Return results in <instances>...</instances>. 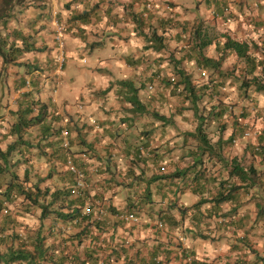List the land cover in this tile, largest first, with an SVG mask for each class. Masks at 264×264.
<instances>
[{"label":"crops","instance_id":"0c3cea01","mask_svg":"<svg viewBox=\"0 0 264 264\" xmlns=\"http://www.w3.org/2000/svg\"><path fill=\"white\" fill-rule=\"evenodd\" d=\"M67 1H71V10L64 9L62 2L51 0L47 2V6L43 4L41 7H29L24 13L26 18H22L23 20L36 19L34 26L37 30L32 31L33 39L37 40L36 47L47 48L25 53L19 58L22 64L3 63L2 59L0 61V71L6 73L4 87L3 83L0 85V149L5 151L16 143V149L8 159L11 169L17 170L22 177L28 171L33 183L39 182L42 188L50 187L55 190L67 185L68 178L63 173V170L68 169L65 163L66 151L79 157L78 162L84 163V168L90 170L89 174L94 177L90 190L101 196V200L94 201L96 207L93 218L105 217L109 220V233L115 232L114 240L109 235V246L123 239L133 243L132 251L139 247L137 245L146 246L144 258H138L131 252L129 257L123 256L113 264H157V257L162 260V264H190L192 255L186 258L179 254L177 239L185 252L189 253L193 249L196 253L194 256L200 260L209 256L231 258L232 261L240 257L246 261L247 251L250 250L238 243L244 236L251 238L250 245L253 247L258 248V244L263 246L261 239L264 238V219L258 220L259 199L255 192L246 196L240 194L233 200L206 211L213 212L207 226L203 227L205 233L212 236L211 239L194 237L192 232L186 236L182 227L174 228L168 223L163 228L159 227L158 210L155 209L163 207L167 210L168 204L176 200L179 204L191 206L200 198L194 193L193 185L184 192L179 191V179H176L171 188L168 180L160 183L155 188L156 193L153 191L151 202L146 205H142V202V213L135 215L138 220L123 219L127 205L142 199L147 179L153 174L159 175L193 165L194 158L191 154L194 148L181 149L179 143L184 133L191 130L183 128L181 113L179 110L175 112L179 105L178 98H163L156 96L155 92L148 95L146 90H142V100L149 108L155 109L156 113L160 111L169 121L159 120L153 114H130L127 110L131 104L124 102L123 96L117 93V82L130 79L136 84H146L150 76H154V82L148 86L158 84L165 78L164 69L171 74L169 71L175 70V59H182V66L197 84L207 83L216 88L223 85L221 89H225L227 80L231 79L226 76L229 71L247 73L250 69L253 73L247 75L246 81L251 83V87L263 86L264 80L259 78L256 85L253 77H260L264 73V48L260 47L264 45V0H187L181 10L178 9L180 3L177 0H153L155 8L144 19L143 24L136 20V13L143 12L147 0ZM169 2L174 7V13L165 11L170 8ZM40 12L45 14L38 16ZM168 13H171V17L167 16ZM56 14L60 15L57 17ZM74 14H84L85 18L83 21L75 20ZM36 15L38 18H35ZM58 23H66L68 26L65 34L66 60L61 69L55 40ZM209 24L211 33L205 31ZM153 30L162 36L163 44L152 37ZM197 30L201 31L200 35ZM228 37L247 42L253 59L237 63V52L225 47ZM203 40L210 43L202 48V53L213 62H220L219 66H214L212 62L210 65H213L207 68L199 67L198 44ZM254 46L257 48H253ZM256 62L258 65L254 71ZM90 64L92 65L89 66ZM205 71L209 75L202 74ZM233 78L239 86L243 82L237 77ZM258 92L264 98V91ZM212 101L211 104L218 102L217 99ZM30 108L33 111L28 113V119L36 117L37 121L25 128L23 126L20 132L17 131V125L20 120L26 119L24 114ZM193 115L195 117L194 112ZM64 130L68 131L66 135ZM234 130L237 132L233 143H243L246 137L238 122L233 121ZM233 131L227 133V130L219 129L212 134L217 136L216 139L212 138V143L221 137L227 140ZM23 140L28 143L23 144ZM65 140L70 142L69 150L63 145ZM245 142V145H233L236 150L225 147L223 156L227 161L232 158L242 161L251 154L256 161H263V166L264 128L254 131ZM167 143L173 147L170 163L165 159L168 156H163L165 148L169 146L165 147ZM136 149H143L150 158L146 164L139 163L141 167H145L143 180L137 176L139 166L135 165V173L131 170L133 152ZM19 151L26 155H21ZM214 156L210 163L207 162V171L213 173L211 179L216 176L225 179L227 170L223 166L224 162L217 161ZM198 169L199 167L192 171ZM214 195V191L212 195L207 194L210 197ZM254 204L255 213L252 208ZM209 207L212 205H208ZM36 208L31 214L15 216L20 236L14 242L16 248L28 242L24 238L31 231L35 234L38 229L49 235L45 241L46 247L52 251L56 244L57 254L66 252L71 258L77 255L85 258L88 246L103 243L92 241V235H81V227L73 222L59 221L55 227V213L46 219H39L41 209ZM110 208L122 211V215L118 217L112 214ZM217 211V215H214ZM172 212L176 219L181 217L178 209ZM24 229L26 236L22 232ZM3 236L5 234L0 233V238ZM11 245L13 242L8 244ZM7 247L1 244L0 250H6ZM148 248L152 251H148ZM253 255L254 253L252 257ZM72 261L69 264H81L78 260Z\"/></svg>","mask_w":264,"mask_h":264},{"label":"trees","instance_id":"16d2710c","mask_svg":"<svg viewBox=\"0 0 264 264\" xmlns=\"http://www.w3.org/2000/svg\"><path fill=\"white\" fill-rule=\"evenodd\" d=\"M49 1L0 0V34L2 33L3 28H7V30L10 31L6 34V39H0V57L3 63H15V65L22 64L19 58L23 57L25 53L37 49L42 50L47 48H37L35 45L37 40L33 39L32 31L37 30L34 26L36 19L32 17L33 20L30 19L29 21H25L22 18H26L24 13L27 8L33 6L41 7L44 6L43 4L47 6V2ZM58 1L62 2L64 9L68 8L71 10V1ZM29 2L32 4L29 6H24ZM168 5L170 6L171 3L169 2ZM16 7L21 8L15 11ZM145 12H147L146 6L144 7L142 13H136L138 17L136 20L142 24L144 23V19L149 16L150 12L152 13V10L148 12V16H144ZM43 14H45V12H40L38 16ZM59 15H57V17ZM38 16L36 15L35 18H38ZM84 18V14H74L73 17L75 20L81 19L82 21ZM11 21L13 24L15 23L13 27L9 26ZM59 24L64 25L66 27L65 31H68V26L66 23ZM200 33L201 31L197 30V34L200 35ZM152 37L156 38V40H159V43L163 44L162 36H160L155 30H153ZM18 39L21 41L18 42ZM207 41L208 40H203L198 44L197 57L199 58H197V63L201 69L209 67V65L213 62V60L205 57V55L202 53V48L210 43ZM225 47L235 50L239 59H243L245 62L253 59L252 54L249 53L250 45L247 42H240L228 37ZM182 63V59H175L174 75L167 73L163 81L158 86H160V88L163 87L164 91L166 89L169 90V97L177 96L181 98V105L177 106L175 112H177V110L181 112L182 110L191 109L197 118L198 123L195 129L184 133V136L187 137L186 142L189 140L190 136L197 140V145L194 148L193 154H191L193 155L194 163L191 166H184L183 168L176 169L175 171L163 172L159 175L153 174L151 177H149L147 179V187L145 188V193L142 195V199L140 202H136L135 200L133 203L127 205L126 214L132 213L136 215L138 213H142V205H146L147 203L151 202L150 200L153 197V193H156L155 188L159 186L160 183H162L164 180L167 182L168 180L170 182L169 186L171 188L176 179H179L180 183L177 184V189L181 192H184L189 189L191 185H193L194 193L200 196L199 200L191 206L179 204L176 200L168 204L167 210L163 209V207L160 209H155L158 210L156 212L159 215L158 220L160 223H163L164 226L166 223H168L174 228L182 227V230L186 236L192 232L194 237L211 239L212 236L206 234L203 227L207 226L206 223L208 219L212 217L213 212L206 211L208 209L211 210L223 204L224 202L231 201L240 194L246 196L255 192L256 195H262L261 193H264V181L260 177L261 170L254 163L247 165L243 160L241 161L238 158H232L231 161H227V158L223 156L224 148L233 141L237 130H234L232 135L227 140L220 138L216 143H212V138L206 132V124L209 122V119L221 120L226 115L227 117H234V108L241 101V98H243V93L240 92L237 99H232V101L226 102L221 96L223 93L221 87H223V85H220L218 88H216L208 86L207 83H195L192 75L186 71V69L182 66ZM213 63L214 66H219L220 64V62H217L218 65L216 62ZM257 65L258 63L256 62L254 71ZM252 73L253 71L248 69L246 75H250ZM253 78L257 83L259 80L258 76ZM154 80V76H150L149 82L146 84H136L130 79L119 81L117 82L119 86V91L117 93L123 96L124 102L131 104L129 110H127L130 114L134 113L142 116L144 114H153L159 120L166 122L169 120L165 115L160 114V111H157L156 113L155 109L149 108V105L145 103V101L140 97V91L142 90H146L148 95H152L155 85L152 84V86H148V84L153 83ZM158 86L156 91L162 92L161 95L165 96L166 92L164 93L163 91H160ZM247 86L251 87V83L244 80L240 85V89L243 90ZM256 90L264 91V83L263 86L258 85ZM205 99L208 103H212V100L214 99H217L218 102L213 103L210 109L207 110L206 106H200V103ZM31 111H33L31 108L29 111H26V114H24L26 119L23 121L20 120V124L16 127L17 131L20 132L23 129V126L25 128L28 124L35 123L37 121L36 117L28 119V113ZM235 119V123L238 122V118ZM18 141H20V139H18ZM22 143L27 144L28 141L23 140ZM68 148L66 150L70 149ZM15 149L16 143L9 146L5 151L0 149V233L5 234V236L0 238V245L2 244V246L6 248L9 243L13 242V245L8 246L6 250H0V264H13L15 262L20 264L23 262L27 264H69V262L73 263L72 260H78L81 264H113L119 261L123 256L129 257L132 255L131 252L138 258H144L145 255L143 253V248L137 247V249L135 248V251H132L133 248H131V246L133 243L128 239H123L109 246V235H111L110 238L114 240L115 232L113 234L109 233L111 231L109 227L110 224L109 220L105 217L99 218L96 216L93 218L95 214L94 209L96 207L95 202L97 199L101 200V196L100 194H93L90 190V185L92 184L94 177H92L93 175L89 174L90 170L84 168V163L78 162L77 159L79 157L73 156L70 152L66 151L65 163L67 164L68 158L72 157L74 163L84 173V185L79 186V178L77 174L67 169L63 170L65 177L68 178L67 185L52 190L50 187L42 188L39 182L33 183L29 178L28 171L25 172L24 176L22 177L17 170L11 169L8 159L12 151ZM19 152L21 155H26V153L23 151ZM81 152L86 153L87 151ZM214 155L217 157V161L224 162L223 166H225L227 170V177L225 179L220 178V176H216L215 178L211 179L213 173L210 174V170L207 171L208 167L206 156L211 159ZM149 159V156L147 153L143 152V149L134 150L131 170L133 173H135V165L139 166L140 172L137 176L142 180L144 179L143 169H145V167H141L139 163H147ZM197 167H199L198 171H192ZM188 178L189 180H187ZM217 179L219 180L217 181ZM188 181H190V184ZM118 183L121 184V182ZM102 189H104V187H102ZM213 191L215 192L214 196H207L209 193L212 195ZM102 193L105 192L103 191ZM253 197L255 196L253 195ZM17 201H19L17 205L20 207V213L18 214L19 216L25 215L26 213L31 214L34 208L37 207L41 209V214L38 216L39 219H46L49 217V215L55 213L53 217V223L55 224V227L58 225L57 223L59 221L73 222L74 225L81 227V235H92V241H101L103 243L98 244L97 242L93 247L88 246L85 253V258H82L78 255L75 257L72 256L71 258L70 254L66 252L61 255L57 254L55 252V250L58 249L56 244H54L52 247V251L49 247H46L45 241L49 238V235H45L42 229H38L35 234L31 231L32 234L30 233V235L27 236L26 239H28V242L22 244V247L18 246V248H16L14 242L20 238L16 228L18 219L15 217L16 215L13 216L12 214H9L11 207L8 204L15 203ZM142 202H144V204H142ZM210 204L212 207L208 208V205ZM257 207L259 209L258 220H262L264 219V205L263 203L257 202ZM110 209L112 214L117 215L118 217L122 215V211L119 212L120 210L115 208ZM170 209L172 211L178 209L181 217L176 219L175 215ZM217 213L218 211L214 212V215H217ZM186 225L188 226L186 227ZM50 235V237L53 236L51 233ZM250 240V237L244 236V238L238 242L239 245L243 244V247H246L248 250H250L247 251L246 261L240 257L232 261L231 258H210L209 256V258L207 257L205 260H200V258H196L194 256L196 253H194L193 249L191 252L187 253L185 252V248H181L182 246H180V240L177 239L176 242L177 246L179 247V254L182 255V257L190 258L192 255L190 264H264V249L262 251L255 246L253 247V245H250ZM261 241L263 242L262 247L264 248V238H262ZM29 242L31 243L29 244ZM150 250L152 251V249ZM252 253H254L253 257ZM250 255L251 259H249ZM155 262L157 264H162V260H160L158 257L155 259Z\"/></svg>","mask_w":264,"mask_h":264},{"label":"rangeland","instance_id":"374dc122","mask_svg":"<svg viewBox=\"0 0 264 264\" xmlns=\"http://www.w3.org/2000/svg\"><path fill=\"white\" fill-rule=\"evenodd\" d=\"M46 1H49V0H46ZM56 1H58V0H56ZM150 1L153 4H155L153 2V0H150ZM177 1L180 3V6L178 7L179 10H181L183 4L187 2V0H177ZM35 2H40V1H35ZM30 4H32V3L29 2L28 4H26L24 6H29ZM166 5H164V6H166ZM145 6H146V1H145ZM19 8H21V7H16L15 8V11L19 10ZM196 10H197V8H196ZM165 11L166 12L174 13V7L172 6L169 9H166ZM171 13H168L167 16L171 17ZM14 24L11 21L9 23V26L10 27H13ZM205 31H207L209 33L212 32V30L210 28V24L207 26V28L205 29ZM9 32L10 31H8L7 28L6 29L3 28L2 29V33L0 34V39H3V40L6 39V37H7L6 34L9 33ZM260 47L264 48V45H261ZM253 48H257V47L254 46ZM54 50H55V48H54ZM56 53H58V49H57V52ZM83 58H85V57H83ZM0 61H1V57H0ZM239 61H244L245 62V60L239 59V60H237V63H239V64H241V62H239ZM91 65L92 64H90L89 66H91ZM164 71H165V74L168 73V70L166 68L164 69ZM236 72L237 71H235V70H231V71H229L227 73V75H226L227 78L230 77L231 79L227 80L228 83L226 84L225 89H221L222 92H223L221 96L223 97V99L226 102L232 101V99H237L238 94H240V92L243 93V95H242L243 98H241V101L234 108V114H235L234 117H227V115H226L221 120H218V119H216V120L215 119H209V122L206 124V132L209 134V136L211 138L216 139L217 136L216 135L213 136L212 135L213 133L218 132L219 129L222 130V131L223 130L224 131L227 130V133H230L231 131H233V121L235 120V118H238L239 128L242 130L241 132L244 134V136L246 137V139H244V142L243 143L242 142H237V145H235L236 143H233L234 141H232L229 145L226 146V148H232V149H235L234 147H232L233 145H235V146H239L241 144H244L245 145L246 144L245 140H249L250 137H251V135L254 134V131H258V130H261V128H264V126H263L264 125V98L262 96H260L261 92H258L254 86H252V87H248L247 86L246 88H244L243 90H241L239 84H237L235 82V79L233 77H237L240 81H244V80H247L246 79L247 75H246V72H238V73H236ZM169 73H171L170 75H174V70L169 71ZM206 74H208V72ZM5 76H6V73L5 72L3 73L2 70H1L0 71V85L4 81H6L5 80ZM203 77H204V75H203ZM258 78H261L262 80H264V73L261 74L260 77H258ZM156 81H159V79H157ZM161 82L162 81H160L158 84H155V87L153 89V91L155 92L156 96H160V97L168 98V99L169 98H173V100H176V98H178L179 99V106H180L181 105L180 104V99L181 98H179L177 96L169 97V94H170L169 92L170 91L167 90V89L164 91L162 86H161L162 88H160V86H158ZM4 84L5 83H3V85H2L3 87H4ZM255 84H256V82H255ZM156 85L158 86V88L160 89V91H163L164 93L166 92L165 96L160 95V94H162V92L156 91L157 90L156 89L157 88ZM206 99L203 102L200 103V106L201 107L206 106L207 110H209L212 104L211 103H208ZM175 105H176V103H175ZM161 107L163 108V105ZM168 107L170 108V106H168ZM166 111H167V108H166ZM181 112H180L181 113L180 115L182 117V120L184 121V127L183 128H188L189 130H194L198 122L196 120L197 118L194 117V115H193V110L188 109V110H182ZM180 124L182 125V123H180ZM186 138L187 137L183 135L180 138V140H179L181 149L184 148L186 150H191V149L193 150V148H195L196 145H197V140L195 138H193L192 136H190L189 137V140L186 142ZM218 140H216L214 142L216 143ZM170 143H171V141H170ZM170 143H167L165 145V147L167 145H169ZM172 148H173L172 145H169L167 148H165V152L163 154L164 158L166 156H168V159L165 158L168 163H170L169 158L171 156H173V152H172L173 150H172ZM214 157H216V156H214ZM210 161H211V159L208 156H206V162L210 163ZM243 161L247 165L254 163L261 170V172H260L261 173V176L260 177L264 181V174H263L264 173V165L262 166V162L263 161L262 162L256 161L255 157H253V155H251V154L247 155L246 158H243ZM261 194L262 195H256V196L258 197L259 202L260 203H263V205H264V193H261ZM18 202L19 201L15 202V203H9L8 204L11 207V210H10V213L9 214H12L13 216H15V215H18L20 213V207L17 205ZM252 208L254 209V213H255V211H256V205L254 204ZM36 209L39 210V208H36ZM20 221H22L21 218H20ZM23 222H24V220H23ZM23 222L21 223V225H22L21 227H23V225H24ZM24 230L25 231H22V232H25L24 235L26 236V229H24ZM57 234L59 235V232H57ZM24 239L26 240V237ZM256 244H258V243H256ZM137 246L142 247L143 248V252H145V248H146L145 245L144 246L143 245H137ZM147 247H149V246H147ZM258 248L260 250H263L264 249L259 244H258ZM149 250L150 249L148 248V251ZM147 255H149V253Z\"/></svg>","mask_w":264,"mask_h":264},{"label":"built area","instance_id":"2783aa9c","mask_svg":"<svg viewBox=\"0 0 264 264\" xmlns=\"http://www.w3.org/2000/svg\"><path fill=\"white\" fill-rule=\"evenodd\" d=\"M154 4L151 2V1H146V8H147V12L144 13V16H148V12L153 10L154 9ZM170 7V6H169ZM66 27L64 25H61L58 23V26H57V30H56V41H57V49H58V54H57V59L59 61V69L62 68L63 64L65 63V60H66V56H65V33H66ZM204 75L207 73L206 71L205 72H202ZM64 134L66 135L68 133V131L64 130L63 131ZM64 147L65 148H68L69 145H70V142L69 140H65L64 141ZM67 168L71 171H73L74 173L77 174L78 178H79V182H78V185L79 186H83L84 185V173L79 169V167L74 163V160L72 159V157H69L68 158V161H67ZM123 219L126 220V221H132V220H138V217L135 216L134 214L132 213H127V214H124L122 215ZM159 227L160 228H163L164 225L163 223H160L159 222Z\"/></svg>","mask_w":264,"mask_h":264}]
</instances>
